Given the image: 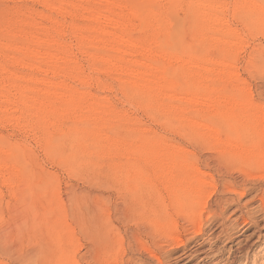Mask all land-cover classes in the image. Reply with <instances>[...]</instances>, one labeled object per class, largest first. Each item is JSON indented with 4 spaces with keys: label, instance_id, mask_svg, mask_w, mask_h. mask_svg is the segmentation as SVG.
Listing matches in <instances>:
<instances>
[{
    "label": "rangeland",
    "instance_id": "374dc122",
    "mask_svg": "<svg viewBox=\"0 0 264 264\" xmlns=\"http://www.w3.org/2000/svg\"><path fill=\"white\" fill-rule=\"evenodd\" d=\"M49 1L55 4L65 2L66 5L69 4L67 5L68 8L73 7L68 9L67 12H61V14L60 12L52 11L49 6H43L42 0H0V46L6 48L3 50L0 48V92L2 93L0 94L3 95L0 96V98L3 97V99H0V107H2L0 108V142H3L0 144V264H28L29 261L30 264H33V262L34 264L36 262L37 264H43V260L47 259L49 255L59 257L64 251H67L68 249L64 250L66 246H70L71 249L69 248V251L79 264H108L110 257L105 252L108 240L114 242L117 240L120 246L123 245L122 248L125 249L124 258L138 257L139 264H157L154 259H151L150 255L153 253H158L159 255L163 253L159 249L163 241L151 233L153 230L150 229L152 219L148 210L153 205L155 207L160 205L157 207L159 209H165L170 205L169 192L162 187L163 181L165 182L166 179L163 177L160 178V176L159 178H156L158 176L154 178L152 175L151 182H147L144 178L147 175L151 177V172L153 174L154 170L145 169V171L143 169L141 171H145L144 174L138 171L140 176L138 175L135 180L138 183L134 182V188L136 187L134 195L131 194L132 192L126 191L124 185L121 187V184L116 185L114 183L117 175L123 178L124 174L125 176L127 175L126 172L129 171L128 167L132 161L133 146L136 147V143H141L146 140L149 143H156L157 139V142L165 140L163 142L169 144L168 148L162 151L163 156H168L169 154L176 155L179 162L177 166L183 177H187L188 172L192 169V171H196V168H198L204 174V179L208 187L203 190L204 203L202 205L204 209L202 205L197 208L198 210L199 208L203 209V211H197L202 213L200 214L202 215L201 222L204 234L199 237L200 239L197 238L195 240L196 242L194 241L189 245V249L192 247L196 249L197 247L198 250L194 256L195 260L189 264H264V202L256 198V196L263 194L262 191H264V171L261 167L259 170L258 161L251 164L239 163L237 165H225L221 161L222 154L218 153L215 149V144L217 145V143L226 140V133L222 132L220 137H215L214 134L203 135L200 126L198 127V120L203 121L206 116L210 117L213 113L207 111V108L204 109L205 107H200L195 104H190L193 105L190 106L189 103L191 102L188 101L190 95L193 97L192 91L197 94V92L190 88L191 85L204 83L205 86L202 87V91L198 90L197 95L193 93L195 97L202 98V96H209L221 91L229 94L242 95V97L247 94V96H251L252 102L257 107H262L264 110V30L259 26H249L236 12L238 4L245 2L244 4L249 5L254 0H210L211 2L215 1L213 3L219 5L220 13L218 12L217 17H215L216 19L213 22L214 25H212V28L204 32L203 40L201 39L202 42L197 41L195 32L192 34L190 31L187 35L184 34L185 32L182 34V37H186L184 39L187 45H191L195 49L192 50L194 53L190 52V54L189 52L178 51L180 52V56L182 54V60L185 56L188 58V55L191 54L194 55L196 60L198 58L202 60L199 65L194 63L190 64L192 66L186 65L185 63L184 65L181 60L174 61L170 57L176 52V48L172 52L170 50L173 46L170 43H173L171 41L175 37V30L177 28L179 29V27L182 28L184 26L182 23H185V21V25H189L191 22L189 19L193 18L192 16L199 10L189 8V0L179 1L177 5H173L170 0ZM71 1L75 3L73 4ZM105 6H110L111 9H106ZM106 10L113 12L110 14ZM200 11L202 9L199 10V13ZM95 12L112 16L114 21L106 25L103 28L104 31L92 30L91 28L96 25L95 19H92V14ZM17 19H19L18 22ZM257 20V24H259L261 20ZM92 21H94V24ZM14 24H17L16 27H14ZM15 28L20 29L17 30ZM223 28L231 30L229 38L231 40H228L230 44L227 43L229 45H224V47L220 43L217 44V41L221 37L220 31L224 30ZM77 29H80L81 32ZM116 34L125 36L127 39L132 38L134 40V46L133 44L119 43V38L121 37L119 35L118 42L116 40V42L114 41L115 43L112 42L111 44L112 37L117 36ZM33 37L44 41L40 46H37L40 43L35 45V41L32 42L33 40H31ZM176 37L173 39H176ZM83 41H86L88 45H86V42L85 45H82L84 43ZM94 43L95 46H92ZM101 43H105V46ZM27 44H30L34 48L37 46L39 52L41 50L40 57H37L38 55L34 57L32 52L29 51L28 46H26ZM106 44L114 46V51H111L112 53L110 52L108 56L105 55ZM137 44L138 47L136 46ZM9 45L12 46L9 47ZM22 45L24 47L23 49ZM216 45L218 49L215 48ZM53 50L54 52H52ZM56 51L61 52L58 53ZM42 53H47V55ZM196 53L199 56L198 58H196ZM205 53L209 57L206 55L208 58H206L207 61L205 59ZM63 54L66 56H63ZM193 55L191 57L194 59ZM50 56L52 58L49 59ZM57 56L60 57L56 60L55 58ZM201 56L202 59H200ZM62 57L66 59L62 60ZM102 58L108 59L109 62H106L104 59L102 60ZM19 60L21 64H19ZM113 60H122V64H124L128 72L124 74L125 72L112 71L113 63L111 61ZM15 61H17V64ZM24 61L29 64L31 63L34 66L33 69L29 64L26 66ZM223 61H227L228 64L233 65V72L230 73L234 74L228 75L230 73H225L220 74L222 76L219 75L218 72ZM22 63L25 65L23 64V66ZM53 64L57 67H55V70L53 69ZM151 64H154L155 67L149 73L148 69H150ZM48 65L49 67L47 68ZM37 67L38 69L41 67L39 70L42 71H39ZM165 68L168 69L167 72L172 78L167 83L163 80L166 76ZM43 70L46 72H43ZM131 70L133 74L135 73L134 75H137L134 76L131 74ZM49 72L51 74H48ZM142 74L145 75L143 76ZM66 76H70L72 79H68ZM131 76H134L135 81L142 80V82L126 91L122 86L124 82L131 80ZM203 76H206L204 78L205 80L202 79ZM218 76L220 78H217ZM237 76L241 80L236 82ZM29 77L33 79L30 80ZM127 77L128 80L126 79ZM139 77L142 78L139 79ZM134 78L132 79L134 80ZM193 78L195 79L192 80ZM65 79H67L66 82L69 84L64 83L63 80ZM36 81L37 85L35 84ZM38 81H42V84L40 82L39 84ZM145 81L149 85L143 83ZM160 81L161 83L158 84ZM46 82L48 83L47 86ZM212 82H215V84ZM61 84H67L69 89L66 90ZM164 84H169L168 86L170 88L176 87L173 90H176L174 93H178L176 94L178 96L172 94V96L166 95V98L164 95H160L161 97L158 95L156 99L159 102L153 106H150L147 101H135L134 104L130 99L132 98L134 100L133 98L143 91L148 94L155 87ZM52 85L53 89L50 87ZM208 85L211 86L209 87ZM145 86H149L148 88L146 87L147 90L150 88L148 92L145 90ZM212 87H215L219 91ZM63 88L65 89L63 90ZM209 88L211 90H208ZM37 89H43L42 91L44 93ZM71 89L73 90L70 91ZM48 91L50 95L47 94ZM26 92H29L28 96ZM23 93L27 96L25 98L28 101H30L28 98H34L33 101L31 98V101L32 104H35L33 108L37 110L30 109L28 103L26 107L25 105L23 106V102L26 100ZM74 93L83 94L81 95L82 100L79 101L81 99L80 96L79 99H75L76 102L74 100L70 101L69 97L75 95ZM144 93L142 94L144 95ZM134 94L135 97H132ZM57 95H61V98ZM46 96L52 97L49 99L53 104H50L52 102L49 103ZM63 96L66 98H63ZM37 99L38 101H35ZM65 99L67 102L69 101L68 105ZM27 100L26 102H28ZM41 101L44 104L40 106ZM45 102L48 105L47 107H45ZM100 104L101 108L99 107ZM42 106H44L45 110ZM95 106L100 108L98 114V108ZM104 106H106L105 108H110V112L109 110L105 112L106 109L103 108ZM111 112H115V116ZM118 112H121L120 115H124L118 116ZM78 113H80V116H78ZM81 113H84L82 115L83 118ZM87 113H92L89 115L90 118H87ZM100 113L105 116L107 115V117L103 115L100 117ZM109 113L112 117L108 115ZM48 114L51 116L49 115L47 117ZM116 116L120 117V120L117 119L118 117L115 119ZM125 116L127 118L129 117L128 121L127 118H124ZM261 116L259 118L264 120L263 116ZM122 118L127 123L126 121H122ZM201 118L202 120H200ZM41 119L46 123L43 122L44 126L41 125L42 127L39 123L37 124V122L42 121ZM96 125L98 129L96 128V132L93 129V135H89V138L87 137L86 139L87 143L85 142L87 146L91 147H88L89 150L91 149L88 153L89 155L84 154L81 148L74 149L73 151L75 152L73 154L77 157H75L77 159L74 161L75 163H70L69 165V162L66 163L67 161L63 160L64 157L62 155L48 150L47 146L51 141L50 139L54 141L61 139V136L62 138H66L70 131L75 130L74 132L76 133V131L79 132V129H81V132L82 129L86 130L90 126L95 128ZM45 136L50 137L49 139L47 138L48 143H46ZM90 136L93 137L91 138ZM143 136L144 138L141 141ZM114 137H117V139ZM106 140L109 142L107 143ZM151 140L155 142H151ZM101 142L102 144L105 142V146L108 145L106 150L104 149L105 146H101L102 148L104 147V151L97 147L101 145ZM96 143L100 144L98 145ZM13 144L22 145L21 148L24 150L25 155L23 161H16L13 158L12 161L10 159L11 156L9 153L11 151L9 150ZM6 145L9 147H6ZM112 146H115L114 149L118 148V151H112L108 148H113ZM98 154H100V157ZM125 166L127 170H125ZM30 176L34 177L31 178ZM142 176L145 177L143 178ZM189 178L193 182L194 177L191 173ZM140 180H143L142 183ZM43 181L46 183L45 188L43 187ZM145 184L148 185L145 186ZM191 188L190 190H192ZM137 190H145L148 195L144 197ZM136 191L138 194H136ZM235 191L238 192L237 195L239 198ZM240 193L243 194L241 197L239 195ZM149 194L154 196L148 198ZM141 196L144 197V200L148 198V201L141 199ZM158 196L160 199L156 198ZM158 199L165 200L164 203L166 205H156ZM131 204L136 206H133L135 210ZM146 204L151 208L145 206ZM138 205L142 207L140 211ZM29 207L33 208H31L32 211H30L31 209ZM123 209L124 211H122ZM107 213L110 215L107 216ZM145 213L146 215H144ZM133 214L136 215L135 218ZM123 215H126V217ZM132 215L134 219L130 218ZM49 216H51L50 219H54L52 222L56 221L54 224H58H56V227L59 226L58 229L50 223ZM141 219L143 221L145 220V224L143 221H140ZM174 219L186 227L191 226L193 221L196 225L199 223L191 215L176 216ZM191 219L192 222L189 223ZM134 221L137 225L134 224ZM194 222L193 224H195ZM146 223H148V226H146ZM49 227H52V229L49 230ZM98 229L100 230L97 231ZM106 229L110 230L107 231ZM119 229H122V231ZM54 231L57 233H54ZM117 231L119 232L115 233ZM142 231L144 234H141ZM133 232L136 233V238ZM59 235L63 236V238L65 235L68 238V240L66 238L63 239L66 242V245L64 244L65 247L63 245L59 246V238H61ZM105 235L109 238L106 239ZM102 236H105V238L103 237L105 241L102 239ZM115 236H117V239ZM131 236L133 237L131 238ZM56 240H58L57 244ZM63 240L61 238V242ZM69 243L73 245H69ZM202 243L204 244L201 245ZM94 244H99L100 249L103 248V251H99L103 252L106 256L108 255L107 257L109 258H106V256L98 251L101 254V257H99V253L97 252V254L95 252L96 250L93 251V248L98 249L99 247H94ZM51 250L57 251L56 254L53 253V255L52 252L54 251L51 252ZM181 253L177 250L172 251V255L170 254L171 257L166 260V263L176 264L179 262L178 264H186V260L183 261V259L178 258ZM52 257H49V263ZM105 259L109 261L105 262ZM51 260L55 262V259ZM45 261L47 262H44V264H47L48 259ZM52 262L51 264L54 263Z\"/></svg>",
    "mask_w": 264,
    "mask_h": 264
},
{
    "label": "bare ground",
    "instance_id": "6f19581e",
    "mask_svg": "<svg viewBox=\"0 0 264 264\" xmlns=\"http://www.w3.org/2000/svg\"><path fill=\"white\" fill-rule=\"evenodd\" d=\"M63 1V0H62ZM61 1V2H62ZM171 1V3L173 4V5H177V3L180 1H182V0H170ZM210 0H189V2H188V7L189 8H195L196 10L197 9H202V11H200V13H199V10L198 11H196V14L194 15V16H192L193 18H190L189 20H191V22L189 23L188 21V23H189V25L188 24H186L185 25V23H186V21H185V23H182V24H184V26L181 28V27H179V29L176 31L175 30V37H176V39H173V38H175V37H173L172 38V40L173 41H171V42H173V43H170V44H172L173 46H172V49H170L171 50V52L172 51H174V48H176L175 50H176V52L172 55V56H170L171 57V59H173L174 61L175 60H181L182 62H183V64L185 63L186 65H189V66H192V65H190V64H192V63H194V64H197V65H199L200 63H201V61L202 60H199V56H198V54H197V57L196 58H198L197 60L195 59V57H194V55L193 54H191V55H188V58H186V56H185V58H183V60H182V54H181V56L179 55L180 54V52H189V54H190V52H192V50H195V49H193V46H191V45H187V43H186V41H185V39H186V37H182V34L184 33V34H186L187 35V33L188 32H192V34H193V32H195V35H196V39H197V41H201V39L203 40V34H204V32L206 31V30H208V29H211L212 28V25H214V21H215V17H217V15H218V12L220 11L219 9V5L218 4H214L213 2H215V1H213V2H209ZM218 1V0H217ZM221 1V0H220ZM67 2V1H66ZM72 2V1H71ZM70 2V3H71ZM73 3V2H72ZM75 3V2H74ZM73 3V4H74ZM111 3H113V2H111ZM170 3V4H171ZM218 3V2H217ZM245 2H243L242 4H238V6L236 7V12L238 13V15L240 16V17H242V19L247 23V24H249V26H252V27H256V26H259L260 28H262L263 30H264V0H254V2L253 3H251V4H244ZM58 4V5H57ZM57 4H55V3H53V2H50L49 0H42V5L43 6H46V7H51V9H52V11H55V12H67L68 11V9H71V8H68V6L67 5H69V4H65V2L63 3H57ZM152 4V3H151ZM71 6V5H70ZM69 6V7H70ZM95 6V5H94ZM96 6H97V3H96ZM112 6V5H111ZM115 6V5H114ZM114 6H113V8H114ZM148 6H150V5H148ZM104 7V6H103ZM106 7V9H111L110 8V6H105ZM119 7H120V5H119ZM127 7V6H126ZM172 7V6H171ZM170 7V8H171ZM75 8V7H74ZM73 8V9H74ZM141 8V7H140ZM188 8V9H189ZM222 8H223V6H222ZM96 9V8H95ZM94 9V10H95ZM142 9V8H141ZM174 9V8H173ZM140 10V9H139ZM156 10V9H155ZM172 10V9H171ZM170 10V11H171ZM222 10V9H221ZM229 10V9H228ZM100 11V10H99ZM98 11V12H99ZM106 11H108V10H106ZM105 11V12H106ZM138 11V10H137ZM157 11V10H156ZM222 11H224V10H222ZM91 12H93V11H91ZM98 12H95L94 14H92V19H95V23H96V25L94 26V27H92L91 29L92 30H97V31H104V27L106 26V25H109L110 23H112V21H114V19H113V17L112 16H108V15H106V14H99ZM110 14H111V12H113V11H108ZM195 12V11H194ZM56 13V14H57ZM220 13V12H219ZM222 13V12H221ZM236 13V14H237ZM62 14V13H61ZM64 14V13H63ZM24 16V15H23ZM59 16V15H58ZM158 17V16H157ZM157 17H155V18H157ZM21 18V17H20ZM22 19V18H21ZM116 19V18H115ZM117 19H119V18H117ZM257 19H260L261 20V22H260V20H259V24H257ZM18 20L19 19H17V22H18ZM23 20V19H22ZM151 20H153V19H151ZM21 21V20H20ZM19 21V22H20ZM115 21H117V20H115ZM93 22V24H94V21H92ZM217 22V21H216ZM116 23V22H115ZM114 23V24H115ZM180 24V23H179ZM225 24V23H224ZM15 26L14 27H16V25L17 24H14ZM19 25V24H18ZM21 25V24H20ZM38 26V25H37ZM40 26V25H39ZM124 26H125V23H124ZM22 27V26H21ZM20 27V28H21ZM91 27V26H90ZM20 28H15V29H20ZM37 28H39V27H37ZM229 28V27H228ZM76 29V28H75ZM90 29V30H91ZM224 30H221L220 31V35H221V37H220V35H219V37H220V39L217 41L218 43L217 44H219L220 43V45L221 46H223L224 47V45L225 46H228L230 43H229V41L231 40H229V38H230V35H231V30L229 31V30H227V29H225V28H223ZM261 29V30H262ZM36 30V29H35ZM77 30H80V29H77ZM89 30V29H88ZM19 31H21V30H19ZM23 31V30H22ZM179 31V32H178ZM187 31V32H186ZM36 32V31H35ZM75 32H76V30H75ZM79 32V31H78ZM80 32H81V30H80ZM124 32V31H123ZM13 33H15V32H13ZM12 33V34H13ZM16 33H18L17 31H16ZM20 33V32H19ZM22 33V32H21ZM219 33V32H218ZM128 34V33H127ZM16 35V34H15ZM14 35V36H15ZM31 35H33V34H31ZM35 35H37V34H35ZM115 35V34H114ZM117 36H111L112 37V41L110 42L111 44H112V42H116V40L119 38L118 37V35L119 34H116ZM129 35V34H128ZM127 35V36H128ZM217 35V36H218ZM29 36V35H28ZM119 36H121V35H119ZM183 36H185V35H183ZM215 36V35H214ZM30 37V36H29ZM194 37V36H193ZM210 37V36H209ZM218 37V38H219ZM185 38V39H184ZM195 38V37H194ZM27 39H29V38H27ZM31 40H33L32 42H34V44L36 45V44H38V43H40L39 45H37V46H40L41 45V43L44 41V40H42V39H39V38H32ZM119 43H121L122 42V44L124 43V44H133V46H134V40L132 39V38H130V39H127L125 36L123 37V36H121L120 38H119ZM229 40V41H228ZM28 41V40H27ZM46 41V40H45ZM84 42V41H83ZM82 42V43H83ZM86 42V41H85ZM85 42L82 44V45H85ZM114 42V43H115ZM117 42H118V40H117ZM202 42V41H201ZM206 42V41H205ZM49 43V42H48ZM90 43V42H89ZM99 43V42H98ZM113 43V44H114ZM209 43V42H208ZM213 43V42H212ZM226 43V44H225ZM227 43H229L228 45H227ZM239 43V42H238ZM11 44V43H10ZM24 44V43H23ZM33 44V45H34ZM51 44V43H50ZM57 44V43H56ZM55 44V45H56ZM101 44H104V46H105V43H101ZM216 44V43H215ZM242 44H244L243 42H242ZM2 45H4V44H2ZM6 45H8V44H6ZM14 45V44H13ZM30 44H27L26 46H28V48L30 49L29 51H31L32 52V54L34 55V57H35V55L37 56V57H40L39 55H40V52H41V50H40V52H39V48L37 49V46H35V48L33 47V46H29ZM44 45V44H43ZM58 45V44H57ZM86 45H88V43L86 42ZM90 45V44H89ZM107 46L105 47V55L106 56H108V54L111 52V51H114L113 50V48H114V46H112V45H110V44H106ZM219 45V46H220ZM239 45V44H238ZM10 46H12V45H9V47ZM92 46H95V43L92 45ZM103 46V45H102ZM137 47H138V44L136 45ZM142 46V45H141ZM170 46V45H169ZM212 46H214V45H212ZM234 46V45H233ZM4 47V46H3ZM8 47V46H7ZM14 47H15V45H14ZM20 47V46H19ZM100 47H101V45H100ZM217 47V45L215 46V48ZM0 48H2L1 46H0ZM24 47H23V45H22V49H23ZM27 48V49H28ZM89 48H91L90 46H89ZM103 48V47H102ZM3 49H6V48H2L1 50H3ZM11 49H13V48H11ZM17 49V48H16ZM19 49V48H18ZM21 49V50H22ZM41 49V48H40ZM216 49H218V48H216ZM223 49V48H222ZM20 50V51H21ZM26 50V49H25ZM24 51V50H23ZM28 51V50H27ZM104 51V50H103ZM178 51H180V52H178ZM50 52H51V50H50ZM52 52H54V50L52 51ZM56 52H61V51H56ZM196 52V51H195ZM30 53V52H29ZM112 53V52H111ZM192 53H194V52H192ZM42 54H44V53H42ZM52 54V53H51ZM44 55H47V53L46 54H44ZM58 55V54H57ZM65 54H63V56H64ZM193 55V57H194V59L191 57ZM205 55V59L208 57V55H207V53H205L204 54ZM206 55H207V57H206ZM52 56V55H51ZM49 57V59L50 58H52V57ZM66 56V55H65ZM104 56V55H103ZM168 56V57H169ZM179 56V57H178ZM42 57V56H41ZM44 57V56H43ZM58 57H60V56H57V58H55L56 60L58 59ZM46 58V57H45ZM179 58H181V59H179ZM209 58V57H208ZM207 58V59H208ZM212 58V57H211ZM210 58V60L211 61H213L212 59ZM60 59V58H59ZM64 59H66V58H64ZM63 59V57H62V60H64ZM100 59V58H99ZM106 60V62L108 61V59H106V58H102V60ZM193 59V60H192ZM200 59H202V56H201V58ZM207 59H206V61H207ZM15 60V59H14ZM14 60H13V62H14ZM59 61V60H58ZM200 61V62H199ZM209 61V60H208ZM221 61V60H220ZM17 61H15V63H16ZM104 62V61H103ZM109 62V61H108ZM112 63H113V67H112V71H114V72H125L124 74H126V72H128V70L126 69V67L124 66V64H122V60L121 61H111ZM227 61H223V64H221V66H220V69H219V75L220 74H225V73H230V72H233L232 70L234 69L233 68V65H230V64H228V62L226 63ZM24 63H26L25 61H24ZM24 63H22V65L24 64ZM220 63V62H219ZM17 64V63H16ZM19 64H21L20 63V60H19ZM27 64H29L28 62L26 63V66H27ZM184 64V65H185ZM25 65V64H24ZM23 65V66H24ZM30 65V67L32 66V69H33V65L30 63L29 64ZM28 65V66H29ZM55 64H53V69L55 70V67L56 66H54ZM51 66H52V64H51ZM50 66V67H51ZM150 66V65H149ZM152 66V67H151ZM151 66H150V69H148L147 71L149 72V73H151V71L154 69L153 67H155L154 66V64H151ZM232 66V67H231ZM36 67V66H35ZM49 67V65L47 66V68ZM43 68V67H42ZM52 68V67H51ZM57 68V67H56ZM160 68V67H159ZM233 68V69H232ZM262 68V67H261ZM37 69H38V67H37ZM39 69H41V67L39 68ZM38 69V70H39ZM44 69H45V67H44ZM160 69H162V68H160ZM158 70V69H157ZM164 70H166V76H165V78H163V80L167 83L169 80H172V78L170 77V75H169V73L167 72L168 71V69H164ZM215 70H217V69H215ZM39 71H42V70H39ZM45 70H43V72H44ZM49 71V70H48ZM146 71V72H147ZM156 71V70H155ZM46 72V71H45ZM146 72H145V74H146ZM218 73H217V75H218ZM48 74H51L50 72L48 73ZM52 74H53V72H52ZM124 74H122V75H124ZM128 74V73H127ZM131 74H133V72H132V70H131ZM135 74V73H134ZM133 74V75H134ZM145 74H142L143 76L145 75ZM148 74V73H147ZM231 74H234V73H230V74H228V75H231ZM77 75V74H76ZM137 75V74H136ZM136 75H134V76H136ZM227 75V74H226ZM71 76V75H70ZM70 76H66L68 79L70 78ZM126 76V75H125ZM128 76V75H127ZM134 76H131V80L130 81H126V82H124V80H128V77L126 78V79H124V80H122L123 82H124V85L122 86V88L124 87V89L126 90V91H128L131 87H133V86H135V85H139L141 82H142V80H136L135 81V78H134ZM148 76H151V75H148ZM197 76V75H196ZM220 76H222V75H220ZM75 77V76H74ZM146 77H147V75H146ZM198 77V76H197ZM196 77V78H197ZM81 78V77H80ZM79 78V79H80ZM132 78H134V80L132 79ZM137 78H138V76H137ZM140 78H142V77H139V79ZM201 78V77H200ZM199 78V79H200ZM204 78H206V76H203V78L202 79H204ZM217 78H220L219 76L217 77ZM222 78V77H221ZM237 78V80H236V82L237 81H240L241 79H239V77L237 76L236 77ZM29 79L30 80H32L30 77H29ZM70 79H72V77L70 78ZM189 80H191L190 78H188ZM195 78H193L192 80H194ZM198 79V78H197ZM216 79V78H215ZM215 79H213V80H215ZM66 80L67 79H65V80H63L64 81V83H68V82H66ZM163 80H162V82H163ZM205 80V79H204ZM212 80V81H213ZM218 80V79H217ZM217 80H216V82H217ZM222 80V79H221ZM45 81V80H44ZM69 81V80H68ZM72 81V80H71ZM76 81H77V78H76ZM76 81H75V83H76ZM80 81V80H79ZM81 81H83V80H81ZM121 81V82H122ZM197 81V80H196ZM211 81V80H210ZM219 82H220V80H218ZM40 81H38V83H39ZM84 82V81H83ZM203 82H205V81H203ZM207 82V81H206ZM208 82H209V80H208ZM41 84H42V81L40 82ZM39 83V84H40ZM47 83V82H46ZM143 83H146V81L145 82H143ZM159 83H161V81L160 82H158V84ZM170 84H171V82H169ZM212 83H214L215 84V82H212ZM15 84V83H14ZM36 85H37V81H36V83H35ZM69 84V83H68ZM147 84V83H146ZM16 85H18L17 83H16ZM43 85H44V83H43ZM48 85V83L46 84V86ZM53 85L55 86V84L53 83ZM53 85L52 86H50V87H52L51 89H53ZM63 87H65L66 88V90L67 89H69V87H68V85L67 84H61ZM147 85H149V84H147ZM169 85V84H168ZM168 85H159L158 87H155V89L152 91V92H148V90L150 89H146V87L147 86H145V90H147V92H148V94H146V93H144V91L142 92L141 90V92L142 93H144V95L142 94H139V95H137L136 97H135V94H134V96H132V97H135V98H133L134 100H132V98H130L131 99V101L134 103L135 101H137V102H143V101H147L148 103H149V105L150 106H153V105H157L158 104V102L159 101H157V96L159 95V97H161L160 95H164L165 97H166V95H171L172 96V94L174 95L175 93V91L176 90H173L174 88L176 89V87H169ZM188 85V84H187ZM213 85V84H212ZM218 85H219V83H218ZM62 86H61V89H62ZM71 86H72V84H71ZM151 86V85H150ZM205 86V84L203 83V84H201V83H198V84H194V85H191V87L190 86H188V87H190L191 89H193L195 92H197V94H198V90H201L202 89V87H204ZM209 86V85H208ZM208 86H206V87H208ZM211 86V85H210ZM209 86V87H210ZM214 86H216V85H214ZM37 87V86H36ZM49 87V86H48ZM60 87V86H59ZM144 87V86H143ZM142 87V88H143ZM149 87V86H148ZM147 87V88H148ZM28 88V87H27ZM26 88V89H27ZM31 88V87H30ZM45 88H47V87H45ZM57 88H58V84H57ZM65 88H63V90L65 89ZM70 88H73V87H70ZM153 88H154V86H153ZM212 88H214L215 89V87H212ZM35 89V88H34ZM44 89V88H43ZM43 89H41V90H39V89H37L38 91H42ZM49 89V88H48ZM207 89V88H206ZM33 90V89H32ZM57 90H60V89H57ZM73 89H71L70 91H72ZM121 90H123V89H121ZM143 90V89H142ZM208 90H211V88H209ZM215 90H217V89H215ZM28 91V90H27ZM125 91V92H126ZM140 91H138V92H140ZM192 91V90H191ZM202 91V90H201ZM217 91H219V90H217ZM31 92V91H30ZM43 92V91H42ZM47 92V91H46ZM45 92V93H46ZM52 92V91H51ZM77 92V91H76ZM80 92V91H79ZM78 92V93H79ZM138 92H137V94H138ZM1 93V92H0ZM28 93L29 92H26V95L28 96ZM44 93V92H43ZM53 93V92H52ZM51 93V95H53ZM69 93H71V92H69ZM77 93V94H78ZM83 93V92H82ZM124 93V92H123ZM127 93H129V92H127ZM193 91H192V96L193 97H191V95L188 97L189 99H188V101L189 102H191V103H189V105L190 104H195V105H198V106H200V107H205L204 109H208L207 111H211L213 114H211V116L210 117H205V119H203V121H199L198 120V127L200 126V128H201V130H202V133H203V135H213L214 134V136L215 137H220L221 136V134H222V132H224V133H226V136H227V139L226 140H224L223 142L221 141V143H217V145L215 144V149H216V151H218V153H220V154H222V159H221V161L225 164V165H237V164H239V163H244V164H251V163H253V162H259V170L262 168L263 169V171H264V120H261L259 117L264 113V110H263V108L261 107H257V105H255L253 102H252V100H251V96L250 95H248V96H250V97H248L247 96V94H245V96L243 95V97H242V95H236V94H229V93H225V92H215V93H213V94H211V95H209V96H202V98H197V97H195V95H197L196 93H194L195 95H193ZM2 94V93H1ZM0 94V96H3V95H1ZM3 94H5V93H3ZM24 94V93H23ZM22 94V95H23ZM47 94H49V91H48V93ZM46 94V95H47ZM54 94H58V93H54ZM64 94V93H63ZM62 94V95H63ZM68 94V93H67ZM75 94V93H74ZM75 94V95H71L70 97H69V99H70V101L71 100H74L75 101V99H79V97L81 96V95H83V94ZM126 94V93H125ZM176 94H178V93H176ZM175 94V95H176ZM25 95V94H24ZM24 96V98L25 97H27V96ZM50 95V94H49ZM48 95V96H49ZM66 95V94H65ZM122 95V94H121ZM30 96V95H29ZM48 96H46L47 98L46 99H48L49 100V103L50 102H52L49 98L51 97H48ZM56 96V95H55ZM55 96H53V97H55ZM58 96V95H57ZM61 96V95H60ZM60 96H58V97H60ZM131 96V95H130ZM176 96H178V95H176ZM188 96V95H187ZM5 97V96H4ZM31 97V96H30ZM65 96H63V98H64ZM68 97V96H67ZM128 97V96H127ZM169 97V96H168ZM186 97V96H185ZM199 97V96H198ZM23 98V97H22ZM32 98V101L34 100V98L33 97H31ZM31 98H28V99H30V101H28L26 98V100L28 101V102H26V100L23 102L24 104H23V106L25 105V107H26V105H28V107L30 108V109H36V108H33V105H35V104H32V101H31ZM52 98V97H51ZM61 98V97H60ZM62 98V99H63ZM66 98V97H65ZM167 98V97H166ZM170 98V97H169ZM184 98V97H183ZM0 99H3V97L2 98H0ZM42 99H44V97H42ZM56 99V98H55ZM69 99H67V100H69ZM136 99V100H135ZM170 99H172V98H170ZM169 99V100H170ZM187 99V98H186ZM253 99V98H252ZM23 100V99H22ZM80 100H82V96H81V99H79V101ZM158 100H159V98H158ZM35 101H38V99L37 100H35ZM43 101V100H42ZM40 102V106L41 105H43L44 104V102ZM78 101V102H79ZM31 102V103H30ZM48 102V101H47ZM58 102H59V99H58ZM62 102V101H61ZM65 102H67L66 101V99H65ZM69 102V101H68ZM68 102L66 103L67 105H68ZM76 102V101H75ZM77 102V103H78ZM131 102V103H132ZM157 102V103H156ZM28 103V104H27ZM34 103V102H33ZM50 104H53V102L52 103H50ZM97 104V103H96ZM135 104V103H134ZM37 105H38V103H37ZM45 107H47L48 105H47V103L45 102ZM77 105V104H76ZM98 105V104H97ZM131 105V104H130ZM137 105V104H136ZM148 105V106H149ZM190 106H193V105H190ZM27 107V108H28ZM37 107V106H36ZM43 108H44V106H42ZM42 107H40V108H42ZM51 107V106H50ZM54 107V106H53ZM70 107V106H69ZM94 107V106H93ZM96 108H98V112H97V114L99 113V109L101 108V104H100V108L98 107V106H95ZM106 106H104L103 108L104 109H106V111L105 112H107V110H109V112H110V108H105ZM0 108H2V107H0ZM28 108V109H29ZM40 108H39V110H40ZM42 108V109H43ZM49 108V107H48ZM47 108V109H48ZM52 108V107H51ZM59 108V107H58ZM62 108V107H61ZM26 109V108H25ZM41 109V110H42ZM70 109V108H69ZM90 109H92V108H90ZM89 109V111H91ZM203 109V108H202ZM27 110V109H26ZM37 110V109H36ZM44 110H45V108H44ZM57 110H59V109H57ZM72 110V109H71ZM97 110V109H96ZM95 110V111H96ZM43 111V110H42ZM48 111H50L49 109H48ZM53 111V110H52ZM51 111V112H52ZM63 111H64V109H63ZM94 111V112H95ZM101 111V110H100ZM103 111V110H102ZM112 111V110H111ZM35 112V111H34ZM33 112V113H34ZM45 112V111H44ZM58 112V111H57ZM57 112H55V113H57ZM93 112V111H92ZM28 113V112H27ZM36 113H38V112H36ZM35 113V114H36ZM46 113V112H45ZM88 113H90V112H88ZM87 113V114H88ZM102 113V112H101ZM100 113V114H101ZM120 113L121 112H118V116L120 115ZM51 114H54V113H51ZM79 114V115H78ZM77 115L78 116H80V113H78ZM84 114V113H83ZM82 113H81V116L83 115ZM92 114V113H91ZM91 114H88L87 116V118H90L89 117V115H91ZM107 114V113H106ZM111 114H114V116H115V112L114 113H112L111 112ZM110 113L108 114V115H111ZM29 115H32V114H29ZM44 115V114H43ZM46 115V114H45ZM49 115L50 114H48V116L47 117H49ZM85 115H86V113H85ZM96 115V114H95ZM102 115L103 114H101V116L100 117H102ZM117 115V114H116ZM122 115V114H121ZM120 115V116H121ZM124 115V114H123ZM122 115V116H123ZM51 116V115H50ZM57 116V115H56ZM99 116H97V117H99ZM103 116H105V115H103ZM118 116H116L115 117V119L118 117ZM263 116V118H264V115H262ZM261 116V117H262ZM47 117H46V120H47ZM93 117H94V113H93ZM105 117H107V115L105 116ZM109 117V116H108ZM111 117H112V115H111ZM110 117V118H111ZM41 118V117H40ZM52 118V117H51ZM82 118H83V116H82ZM85 118V117H84ZM92 118V117H91ZM114 118V117H113ZM124 118H127L126 116L124 117ZM204 118V117H203ZM95 119V118H94ZM98 119V118H97ZM118 120H120V117H118L117 118ZM40 120V119H39ZM42 120V119H41ZM96 120V119H95ZM122 121H126L125 119L123 120V118L121 119ZM129 120V117L127 118V121ZM200 120H202V118L200 119ZM127 121H126V123H127ZM43 120L42 121H39V122H37V124L39 123V125L41 126V125H43L44 126V124H43ZM48 122V121H47ZM45 123V122H44ZM97 123V122H96ZM95 123V124H96ZM168 123V122H167ZM166 123V124H167ZM46 124V123H45ZM94 124V125H95ZM197 124V123H196ZM36 125V124H35ZM38 125V126H39ZM93 125V124H92ZM91 125V126H92ZM37 126V127H38ZM46 126V125H45ZM90 126V128H88V129H82V131L80 132V130L81 129H79V132H80V134H78L79 132H77L76 131V133L74 132V131H70V133H68V135H67V137L65 138V137H63L62 138V136H61V139H57V140H54V141H52L53 139H50L51 141L49 142V145L47 146L48 147V150L49 151H52L53 153H55V154H58V155H62L64 158H63V160L65 161H67L66 163H68L69 162V165H70V163H75L74 161H76L77 159H75V157L76 156H74V154H73V152H75V151H73L74 149H77V148H81L83 151H84V154H86V155H89L88 153H89V151L91 150H89V148L88 147H90V146H87L86 144H85V142L87 143V141H86V139H87V137L89 138V135H93V133L92 132H94L93 131V129L95 130V132H96V128H97V125H96V127L95 128H93V127H91ZM42 127V126H41ZM110 127V126H109ZM170 127H171V125H170ZM98 129V128H97ZM110 129V128H109ZM112 129V128H111ZM261 133H260V132ZM77 134V135H76ZM64 136H66V135H64ZM111 136V135H110ZM109 136V137H110ZM46 137V136H45ZM91 137V136H90ZM93 137V136H92ZM91 137V138H92ZM113 137V136H112ZM111 137V138H112ZM47 138L48 137H46L45 139L47 140ZM50 138V137H49ZM48 138V139H49ZM114 138H116L117 139V137H114ZM144 138V136L141 138V141H142V139ZM115 139V140H116ZM153 139V138H152ZM114 140V141H115ZM1 141V140H0ZM3 141V140H2ZM5 141V140H4ZM105 141V140H104ZM110 141H111V139H110ZM138 141H139V139H138ZM150 141V140H149ZM154 140H151V142H153ZM158 141V139L156 140V143H149V142H147V140L146 141H142L141 143L139 142V143H136L137 144V146L136 147H134L133 146V148H132V155H131V152H130V155L132 156L131 158H132V161H131V164H130V166L128 167V172H126L127 173V175L125 176V174H124V178L123 177H118V175L116 176V178H115V181H114V183L116 184V185H120L121 184V187L124 185V188L126 189V191H129L131 194H135V188H134V182H137V181H135L136 180V178L138 177V175L140 176V174H138L141 170L143 171V169L145 170V169H150V170H154V173L152 174V172H151V177H149L148 175V177L146 176V178H144L145 176H142L144 179H145V181H147V182H151V179H152V175L154 176V178L156 177V176H158V177H156V178H159V176H160V178L161 177H163V178H165L166 180H165V182L163 181V184H162V182H161V184H162V187H164L168 192H169V195L168 196H170V205L167 207V208H165V209H159V208H157V207H159V206H154L153 204H155V203H153L152 205V208L149 206V205H145V206H148V207H150L151 209H149L148 211H149V215H150V217H151V228L150 229H153L152 230V232L151 233H153L154 235H155V237L157 236V237H159L160 239H161V241H163L162 242V245H161V247L159 248V249H161L162 251H163V253L162 254H155V253H153V254H151L150 256H151V259H154L156 262H157V264H168V263H166V260L169 258L170 259V257H171V252L172 251H174V250H177V251H180V252H182L181 253V255L178 257L179 259H183V261L184 260H186L187 261V263L186 264H189L190 262H192V261H194L195 260V258H194V256L196 255L195 253H197V247H196V249H194L193 247L191 248V249H189L190 247H189V245L192 243V242H194L197 238H199V237H201V235L202 234H204V230H203V225H202V222H201V218H202V213L200 214L198 211H203V209H204V207H203V205H202V203H204L203 201H204V199H203V190H205V188L207 187V184H206V182H205V179H204V174H202L199 170H198V168H196L195 170L196 171H189L191 174H192V176L194 177L193 178V182H191L190 181V178H189V176H190V173L188 172V174H187V177H183V175H181L180 174V170L178 169L179 167L177 166L178 165V158L176 157V155H172V154H169L168 156H163V150H165L166 148H168V146H169V144L168 143H164L165 142V140H163V141H161L160 140V142H157ZM106 142H107V140H106ZM109 142V141H108ZM107 142V143H108ZM112 142H113V139H112ZM118 142V141H117ZM116 142V143H117ZM155 142V141H154ZM1 143H3V142H0V144ZM46 143H48V140H47V142ZM95 143V142H94ZM105 143V142H104ZM104 143L102 144V142H101V145H99L100 143H96V144H98L99 146H97L99 149H103L101 146H105L104 145ZM111 143V142H110ZM136 144H134V145H136ZM4 145H5V143H4ZM21 145V144H20ZM23 145H25V144H23ZM107 145V144H106ZM111 145H113V144H111ZM110 145V146H111ZM114 145H116V144H114ZM133 145V144H132ZM11 146V145H10ZM22 146V145H21ZM21 146H19V145H15V144H13V146L12 147H10V150L9 151H11L10 153H9V151H7L9 154H10V159L13 161V159L14 160H16V161H20V160H22L23 161V159H24V157H25V155H24V150L21 148ZM108 146V145H107ZM107 146H105V150H106V147ZM6 147H9V146H7L6 145ZM24 147V146H23ZM113 147V146H112ZM115 147V146H114ZM114 147L113 148H111V147H108V148H110L112 151L114 150H117L118 148H116V149H114ZM117 147H118V144H117ZM91 148V147H90ZM96 148V147H95ZM99 149H96V150H99ZM104 149H103V151H104ZM8 150V149H7ZM96 150H94L95 152H97ZM110 150V151H111ZM119 150H120V148H119ZM100 151V150H99ZM108 151V150H107ZM118 151V150H117ZM93 152V151H92ZM91 153V152H90ZM111 153V152H110ZM8 154V155H9ZM93 154V153H92ZM95 154V153H94ZM97 154V153H96ZM102 154V153H101ZM107 154H109L108 152H107ZM99 155V157H100V154H98ZM110 155V154H109ZM92 157H94L93 155H92ZM96 157H98L97 155H96ZM108 157V156H107ZM13 158V159H12ZM77 158V157H76ZM95 158V157H94ZM93 158V159H94ZM106 158V157H105ZM75 159V160H74ZM99 159V158H98ZM63 161V162H64ZM96 161H97V158H96ZM93 162H95V161H93ZM62 163V162H61ZM66 163H64V164H66ZM182 165H183V163H182ZM128 166V165H127ZM258 166V165H257ZM116 167H117V165H116ZM126 167V166H125ZM261 167V168H260ZM116 169V168H115ZM125 170H127V167L125 168ZM116 171V170H115ZM114 171V172H115ZM139 171V172H138ZM141 171V173H143L144 174V172L146 171H144V172H142ZM148 171V170H147ZM249 172V171H248ZM111 173V172H110ZM148 173V172H147ZM257 173V172H256ZM264 173V172H263ZM261 174V173H260ZM252 175V174H251ZM113 176V175H112ZM122 176V175H121ZM31 178L32 177H34V176H30ZM114 177V176H113ZM45 180V179H44ZM154 180V179H153ZM33 181V180H32ZM49 181V180H48ZM141 181V180H140ZM143 181V180H142ZM142 181H141V183H142ZM105 183V182H104ZM138 183V182H137ZM137 183H136V185H137ZM141 183H139V184H141ZM145 183V182H144ZM42 184V183H41ZM43 184H44V188L46 187L45 186V184L46 183H44V181H43ZM42 184V185H43ZM51 184V183H50ZM142 185V184H141ZM148 185V184H147ZM146 184H145V186H147ZM109 186V185H108ZM114 186V185H113ZM138 186V185H137ZM40 187V186H39ZM142 187H144V186H142ZM151 187H153L152 185H151ZM150 187V188H151ZM192 187V188H191ZM41 188H42V186H41ZM145 188V187H144ZM148 188H149V186H148ZM190 188L192 189V190H190ZM208 188V187H207ZM32 190V189H31ZM37 190V189H36ZM153 190V189H152ZM263 190H264V188H263ZM125 191V192H126ZM137 191H139V192H141L142 194H143V196L145 197V195H148L147 194V191H141V190H137ZM136 191V192H137ZM156 191V190H155ZM124 192V191H123ZM122 192V193H123ZM128 192V193H129ZM231 192V191H230ZM263 192V194H261V195H258V196H256V198L257 199H260L261 201H263L264 202V191H262ZM45 193V192H44ZM150 193V192H149ZM151 193H152V191H151ZM232 193H234V192H232ZM235 193H236V195L238 194V192L237 191H235ZM41 194H42V192H41ZM136 194H138V192L136 193ZM152 194H154V193H152ZM229 194H231V193H229ZM156 195V194H155ZM240 195V197L243 195V194H239ZM150 196L151 197H153L151 194H149V197L148 198H150ZM238 196V195H237ZM124 197V196H123ZM144 197H140L141 199H143ZM236 197V196H235ZM127 198V197H126ZM129 198V197H128ZM147 198V199H148ZM156 198H159V196L158 197H156ZM156 198H154L155 200H156ZM238 198H239V196H238ZM238 198H237V200H238ZM255 198V197H254ZM123 199V198H122ZM147 199H145V200H147ZM152 199V198H151ZM160 199V198H159ZM157 200L156 201V205H158V204H165L164 203V201L163 200ZM162 199H164V198H162ZM165 199H167V198H165ZM168 199H169V197H168ZM167 199V200H168ZM74 200V199H73ZM144 200V199H143ZM144 200V201H145ZM226 200H228V199H226ZM254 200V199H253ZM140 201H142V200H140ZM139 201V202H140ZM148 201V200H147ZM151 201V200H150ZM149 201V202H150ZM153 201V200H152ZM169 201V200H168ZM231 202V201H230ZM258 202V201H257ZM131 203V202H130ZM144 203H146V202H144ZM235 203V202H234ZM31 204V203H30ZM139 204V203H138ZM149 204H151V203H149ZM168 204H169V202H168ZM262 204V203H261ZM166 205V204H165ZM202 205V207H203V209H200L199 208V210L197 209L198 207H200ZM231 205V204H230ZM30 206V205H29ZM131 206H132V208L135 210V208L134 207H136V206H134V205H132L131 204ZM134 206V207H133ZM33 207V206H32ZM31 207V208H32ZM138 207H140V209H139V211L141 210V205L139 206L138 205ZM30 208V207H29ZM30 208V209H31ZM130 208V207H129ZM132 208H131V210H132ZM161 208V207H160ZM33 209V208H32ZM32 209L30 210V211H32ZM129 210V209H128ZM147 210V209H146ZM198 210V211H197ZM122 211H124V209L122 210ZM145 211V210H144ZM143 211V212H144ZM94 212V211H93ZM131 212V211H130ZM134 212V211H133ZM125 213V212H124ZM123 213V214H124ZM146 213H148V212H146ZM146 213L144 214V215H146ZM96 214V213H95ZM127 214V213H126ZM130 214V213H129ZM47 215H49V214H47ZM104 216H106L105 214H103ZM102 215V216H103ZM110 215V214H109ZM108 215V213H107V216H109ZM134 215V214H133ZM133 215H132V217H130L131 219H134L135 218V216L136 215H134V218H133ZM188 216V215H191V217H193V219L195 220V221H197V223H198V225H196V223L195 224H193V222H192V219H191V221L189 222V223H191L192 222V224H191V226H188V227H186V226H182L181 224H180V222L179 221H176L174 218L176 217V216H179V217H181V216ZM52 216V215H51ZM51 216H49L48 218L50 219V217ZM124 216V215H123ZM141 216H142V214H141ZM175 216V217H174ZM100 217V216H99ZM124 217H126V215L124 216ZM92 218V217H91ZM111 218V217H110ZM121 218V217H120ZM129 217H128V219H130ZM26 219V218H25ZM27 219H29V218H27ZM106 219V218H105ZM104 219V220H105ZM108 219V218H107ZM144 219V218H143ZM51 220V222L50 223H52L55 227H56V224H54L55 222H52L53 220L52 219H50ZM136 220V219H135ZM147 220V219H146ZM148 220H149V218H148ZM25 221V220H24ZM110 221V220H109ZM133 221V220H132ZM139 221V220H138ZM140 221H143L142 219L140 220ZM144 222V224H145V220L143 221ZM143 222H141L142 224H143ZM148 222V221H147ZM179 222V223H178ZM49 223V224H50ZM83 223V222H82ZM133 223V222H132ZM131 223V224H132ZM52 224H50L54 229H58L59 228V226H57L56 228L52 225ZM134 224H136L135 223V221H134ZM143 224V225H144ZM183 224V223H182ZM49 225V226H50ZM58 225V224H57ZM111 225V224H110ZM137 225V224H136ZM135 225V226H136ZM142 225V226H143ZM184 225V224H183ZM97 226V225H96ZM130 226V225H129ZM141 226V227H142ZM146 226H148V223H146ZM52 227H49L50 229L49 230H51L52 229ZM110 227V226H109ZM139 227V226H138ZM53 229V230H54ZM56 229V230H57ZM96 229V228H95ZM112 229V228H111ZM141 229V228H140ZM145 229V228H144ZM148 229V228H147ZM60 230V229H59ZM100 229H98L97 231H99ZM107 230V229H106ZM110 229H108L107 231H109ZM114 230V229H113ZM118 230V229H117ZM120 230V229H119ZM115 231V230H114ZM120 231H122V229L120 230ZM139 231V230H138ZM151 231V230H150ZM149 231V232H150ZM50 232H53V231H50ZM101 232H103V231H101ZM111 232V231H110ZM119 231H117V232H115V233H118ZM140 232V231H139ZM54 233H57L56 231H54ZM100 233V232H99ZM114 233V234H115ZM134 233V232H133ZM132 234V233H131ZM136 233H134V235H135ZM141 234H144L143 233V231H142V233ZM141 234H139V235H141ZM62 235V234H61ZM66 235V234H65ZM65 235H64V238H63V236H60L61 238H62V240L63 239H67L68 240V238L67 237H65ZM100 235H101V233H100ZM121 235V234H120ZM119 235V236H120ZM106 236V239L107 238H109V237H107V235H105ZM105 236H102V239H103V237L105 238ZM109 236V235H108ZM123 236V235H122ZM142 236V235H141ZM144 236V235H143ZM121 237V236H120ZM133 236H131V238H132ZM137 236L135 235V238H136ZM147 237V236H146ZM151 237V236H150ZM61 238H59V242L60 243H58V240H56L55 242H56V244L58 243V244H60L59 246H64L65 247V245H66V242H64V240H63V242H61ZM112 238V237H111ZM115 238L117 239V236H115ZM130 239V238H129ZM200 239V238H199ZM104 240V239H103ZM113 240V239H112ZM115 240V239H114ZM95 241V240H94ZM105 241V240H104ZM103 241V242H104ZM116 242H114V241H109L108 240V243H107V245H106V251L105 252H107V254L109 255V257H110V262L108 263V264H139V259H138V257H129V258H124V254H125V249H123L122 248V246H120L119 244H118V242H117V240H115ZM135 241H137V240H135ZM197 241H199V240H197ZM107 242V241H106ZM105 242V243H106ZM196 242V241H195ZM137 243H138V241H137ZM198 243V242H197ZM65 244V245H64ZM144 244V243H143ZM204 243H202L201 245H203ZM67 245H68V241H67ZM69 245H73V244H71V243H69ZM199 245V244H198ZM197 245V246H198ZM94 247L95 246H97L96 248H98L99 247V244L97 245H93ZM134 246V245H133ZM132 246V247H133ZM68 247V248H67ZM72 247V246H71ZM151 247V246H150ZM195 247V246H194ZM69 248H70V246H66V248L64 249V250H66V249H68L67 251H64V253L63 254H61L59 257L58 256H56V255H54L53 253H55L56 254V252L57 251H54V250H51V252L52 251H54V252H52V254L54 255V257H52V256H50L49 255V257H52L51 259H55V262L53 263L52 262V260L50 259V263H49V257L47 258L48 259V263L47 264H51V262L53 263V264H79V262L78 261H76L73 257H72V253H70V251H69ZM152 248V247H151ZM45 249V248H44ZM43 249V250H44ZM71 249V248H70ZM63 250V249H62ZM94 250H96L95 252L97 253L99 250H101V251H103V248H101L100 249V247L98 248V249H94L93 248V251ZM49 252H50V250H48ZM47 251V253L48 254H50L49 252ZM61 251V250H60ZM101 251H99L101 254H103V252H101ZM72 252V251H71ZM98 252V253H99ZM127 252V251H126ZM41 253V252H40ZM95 253V254H96ZM97 253V254H98ZM99 253V257H101L100 254ZM58 254V253H57ZM96 254V255H97ZM171 254V255H170ZM104 255V254H103ZM107 255V256H108ZM44 256V255H43ZM104 256H106V255H104ZM106 256V258H109V257H107ZM45 257V256H44ZM46 258V257H45ZM98 258V257H97ZM44 259V258H43ZM47 259H44L43 261L46 263L47 261H45V260H47ZM98 259H101V258H98ZM109 261V260H108ZM106 259H105V262H108ZM30 262V261H29ZM28 262V264H30ZM44 262H43V264H44ZM103 262V261H102ZM104 263V262H103ZM147 263V262H146ZM179 263V262H178ZM178 263H176V264H178ZM32 264V263H31ZM33 264H34V262H33ZM36 264H37V262H36ZM39 264V263H38ZM106 264V263H105ZM149 264H151V263H149ZM175 264V263H174Z\"/></svg>",
    "mask_w": 264,
    "mask_h": 264
}]
</instances>
